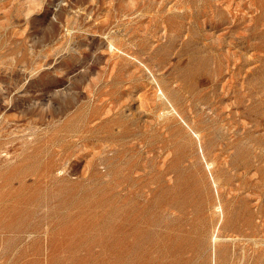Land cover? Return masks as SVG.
<instances>
[{"label":"rangeland","instance_id":"1","mask_svg":"<svg viewBox=\"0 0 264 264\" xmlns=\"http://www.w3.org/2000/svg\"><path fill=\"white\" fill-rule=\"evenodd\" d=\"M0 264H264V0H0Z\"/></svg>","mask_w":264,"mask_h":264}]
</instances>
